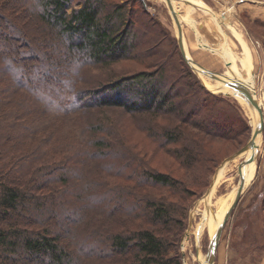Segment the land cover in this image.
<instances>
[{"label":"trees","instance_id":"obj_1","mask_svg":"<svg viewBox=\"0 0 264 264\" xmlns=\"http://www.w3.org/2000/svg\"><path fill=\"white\" fill-rule=\"evenodd\" d=\"M74 1L0 0V264H182L189 208L218 163L208 144L241 143L247 117L142 3ZM121 60L145 68L88 72ZM123 116L183 174L152 166Z\"/></svg>","mask_w":264,"mask_h":264},{"label":"rangeland","instance_id":"obj_2","mask_svg":"<svg viewBox=\"0 0 264 264\" xmlns=\"http://www.w3.org/2000/svg\"><path fill=\"white\" fill-rule=\"evenodd\" d=\"M137 1L142 3L151 18L159 21V27L163 29L165 36L173 39L179 50L176 25L165 0ZM203 1L206 4L199 2L197 6L193 5L194 1L191 0L189 2L175 0L179 12L183 15L181 25L187 53L204 68L224 74L222 77L226 80L243 79L249 86H253L264 112V0ZM80 5L81 1H74V6ZM236 32L240 35L241 41ZM201 39L204 43H200ZM167 41L164 39L162 44L166 45ZM224 61L230 63L232 70L227 69ZM144 68L145 65L138 61L121 60L101 69L89 68L88 72L100 80L118 74L130 75ZM206 78H209L210 83H216L214 79L208 76ZM205 87L213 93H224ZM237 101L247 117L250 130L246 136L241 135L243 137L241 143L237 139L214 140L208 144L210 151L218 158V163L210 175L207 186L189 208L187 224L180 238L182 264L203 263L211 236L207 228L201 234H197L200 221L198 208L203 207L201 199L211 187L219 166L244 146L251 136L250 111L245 104L238 99ZM108 114H111L112 118L120 119L116 114ZM128 118L123 116L132 137L130 142L138 151L145 154L150 164L161 171L183 174L166 153H154V145L144 137V134L135 130ZM258 146L256 159L255 154L251 153L236 156L222 167L214 183L210 209L217 212L223 205L230 207L239 186L240 176L244 177V191L223 226L213 264H264V249L252 247L258 245L264 238V210L259 206L261 199L264 200V127Z\"/></svg>","mask_w":264,"mask_h":264},{"label":"water","instance_id":"obj_3","mask_svg":"<svg viewBox=\"0 0 264 264\" xmlns=\"http://www.w3.org/2000/svg\"><path fill=\"white\" fill-rule=\"evenodd\" d=\"M166 5H167L168 10H169V12H170V14H171V16L173 18V21H174L175 25H176L177 42H178V47L180 49L181 55H182L184 61L186 62V64L191 68V70L198 76L200 81L204 84L203 80L201 79V77L199 76V74L197 72V67L195 66V64H198V63L195 62L192 58H189L187 56L186 51H185V46H184V43H183V31H182L181 20H179V17L177 15V13L175 12L174 8H173L172 0H166ZM224 62H225V65H226L227 69L228 70H232L230 63L228 61H224ZM198 65L201 66L200 64H198ZM202 69H203L202 72L205 75H208L211 79L223 81L224 84L227 87H230V88L234 89L236 92H238L239 95L245 100V102L247 103L249 108L253 112H257L258 113V122H257V124L255 126H252V132H251V136H250L248 142L244 146H242L239 150H237L234 154L229 156L225 160V161H227V160L232 159L235 155H237V154L243 152L244 150H246L251 144L256 143L257 136L262 135V131H263V127H264V112H263V108H262V105L259 103V101H258V99L256 97V93H255V90L253 89V86L252 87L249 86L243 79L224 80L220 76L221 75L220 73L215 72V71L210 70V69H207V68H204V67ZM222 92L228 93L231 96H234L230 92H225V91H222ZM258 152H259V146H256L255 159H256V157L258 155ZM214 177H215V175H214ZM243 184H244V180L242 178H240L239 186H238V189H237V195L235 197V200L233 201L231 207L229 208V210L225 214L223 223L219 227L214 241H210L209 242L208 250L206 252L207 264H213L214 263L215 254H216V250H217V245H218V242H219V238H220L223 226H224L226 220L228 219V217L230 216L233 208L236 206L241 194L244 191L243 190ZM189 222L191 223V220Z\"/></svg>","mask_w":264,"mask_h":264},{"label":"bare ground","instance_id":"obj_4","mask_svg":"<svg viewBox=\"0 0 264 264\" xmlns=\"http://www.w3.org/2000/svg\"><path fill=\"white\" fill-rule=\"evenodd\" d=\"M165 3H166V0H165ZM172 5H173V8L175 10V12L177 13L176 11V8L175 6L176 3H175V0H172ZM178 17H179V20H181L180 16H179V13H177ZM177 30V29H176ZM183 31V30H182ZM183 43H184V39H183ZM184 46H185V43H184ZM185 51H186V47H185ZM187 53V51H186ZM187 56L190 58V55L189 53H187ZM195 66L197 67V72L199 74V76L201 77V79L203 80L204 84L211 90L213 91H216V92H222V91H225V92H230L232 95H234L236 97V99H238L242 104H245L249 111H250V123L252 126H255L258 122V113L257 112H253L249 106L247 105V103L245 102V100L239 95L238 92H236L234 89L230 88V87H227L223 81H220V80H215L216 83L215 84H212L209 82V78H206V76L208 75H205L203 72H202V66H199L198 64H195ZM209 77V76H208ZM222 77V76H221ZM223 78V77H222ZM224 80H226L225 78H223ZM233 96V97H234ZM259 101V100H258ZM260 136H257V140H256V143L254 144H251L246 150H244L243 152L235 155L233 158H235L236 156H240L242 154H245V153H251V154H255L256 155V146L259 145L260 143ZM232 158V159H233ZM255 158V157H254ZM231 160V159H230ZM230 160H227L225 162H223L219 168L216 170V174H215V177L213 178V182H212V185L211 187L209 188V190L205 193V195L203 196L204 198L201 199V203L203 204V207L202 208H198V213H200V221H199V224L197 226V234H201V232L204 230V229H208L209 231V234H210V241H214L215 239V236L218 232V229L219 227L222 225L223 223V220H224V217H225V214L227 213V211L229 210V205H223L219 211L217 212H214L210 209V201H211V195H212V191H213V188H214V183H216L218 177H219V174L222 170V167ZM240 178H244L242 175L240 176ZM240 180V179H239ZM244 190V189H243ZM236 195H237V192H236ZM235 195V197H236ZM234 198V197H233ZM235 200V198H234ZM233 200V201H234ZM202 264H207V259H206V254H205V257H204V261Z\"/></svg>","mask_w":264,"mask_h":264},{"label":"crops","instance_id":"obj_5","mask_svg":"<svg viewBox=\"0 0 264 264\" xmlns=\"http://www.w3.org/2000/svg\"><path fill=\"white\" fill-rule=\"evenodd\" d=\"M186 1H190V0H186ZM191 1H194V3H193V5H199L201 2H204L203 0H191ZM196 2V3H195ZM200 2V3H199ZM205 3V2H204ZM201 4H203V3H201ZM206 4V3H205ZM175 8H176V11H177V13H179V16H180V18L182 19V13H180L179 12V10H178V8H177V6H175ZM236 36L238 37V39L241 41L242 39H241V37H240V35L239 34H237V32H236ZM184 39V38H183ZM184 43H185V41H184ZM200 43H204V41L201 39V41H200ZM185 47H186V45H185ZM217 47V46H216ZM187 49V48H186ZM247 59H248V57H247ZM245 60H246V56H245ZM222 75H224V74H221L220 76H222Z\"/></svg>","mask_w":264,"mask_h":264}]
</instances>
